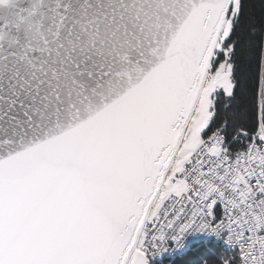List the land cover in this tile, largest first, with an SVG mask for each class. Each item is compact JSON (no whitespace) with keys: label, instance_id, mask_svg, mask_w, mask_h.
<instances>
[{"label":"water","instance_id":"water-1","mask_svg":"<svg viewBox=\"0 0 264 264\" xmlns=\"http://www.w3.org/2000/svg\"><path fill=\"white\" fill-rule=\"evenodd\" d=\"M238 0H0V264H127Z\"/></svg>","mask_w":264,"mask_h":264},{"label":"built area","instance_id":"built-area-1","mask_svg":"<svg viewBox=\"0 0 264 264\" xmlns=\"http://www.w3.org/2000/svg\"><path fill=\"white\" fill-rule=\"evenodd\" d=\"M139 231L144 264H172L194 243L211 242L225 264H264V126L228 138H199L159 192Z\"/></svg>","mask_w":264,"mask_h":264},{"label":"trees","instance_id":"trees-1","mask_svg":"<svg viewBox=\"0 0 264 264\" xmlns=\"http://www.w3.org/2000/svg\"><path fill=\"white\" fill-rule=\"evenodd\" d=\"M259 120L264 126V0H238L184 147L218 128L228 138L253 132ZM226 256L218 245L200 242L172 264H225Z\"/></svg>","mask_w":264,"mask_h":264},{"label":"rangeland","instance_id":"rangeland-1","mask_svg":"<svg viewBox=\"0 0 264 264\" xmlns=\"http://www.w3.org/2000/svg\"><path fill=\"white\" fill-rule=\"evenodd\" d=\"M234 9L230 12L231 13V16H230V18L232 17V15H233V13H234ZM229 21H230V19H229ZM226 33V32H225ZM225 35V34H224ZM223 38V37H222ZM221 41H222V39H221ZM221 41H220V43H221ZM215 57H216V53H215V56L213 57V60H212V62H211V66H210V68H209V72H208V75H207V78H206V80H205V84H204V87H203V90H204V88H205V86H206V84H207V82H208V80L211 78V76H212V64H213V62H214V60H215ZM202 94H203V91H202V93H201V96H202ZM201 98V97H200ZM198 104L199 103H197V105H196V111H197V107H198ZM196 114V113H195ZM194 118H195V116H194ZM193 118V119H194ZM193 122V121H192ZM192 124V123H191ZM191 124L187 127V129L190 131V128H191ZM188 135V132L186 131V133H185V136H184V138H183V141H181V144H180V146H179V148H178V150H177V152H176V154H175V156H174V159H173V162H172V165H171V167H170V169H169V171H168V173H167V177L165 178V182L163 183V189H164V186L166 185V183H167V181H168V179H169V177H170V175L172 174V173H174L175 171H178L179 169H180V167H181V164H182V159L185 157V155H186V153H187V151L188 150H190V149H192V147L190 148V147H188L187 145L184 147V142H186V136ZM191 137V136H190ZM198 138L196 139V142H195V144L198 142ZM186 147H188V148H186ZM162 188V187H161ZM161 190V189H160ZM158 199H160V197H157L156 198V200H155V203H154V205L157 203V201H158ZM153 205V206H154ZM130 262L128 261V263L129 264H143V262H142V260H141V258H140V256L136 253V251H134V253H133V255H131L130 256Z\"/></svg>","mask_w":264,"mask_h":264},{"label":"bare ground","instance_id":"bare-ground-1","mask_svg":"<svg viewBox=\"0 0 264 264\" xmlns=\"http://www.w3.org/2000/svg\"><path fill=\"white\" fill-rule=\"evenodd\" d=\"M181 144V143H180ZM180 144H179V146H180ZM179 146H178V148H179ZM178 148H177V150H178ZM177 150H176V152H177ZM167 175V174H166ZM167 176H165V178H166ZM164 182H165V180H164ZM163 182V183H164ZM162 187H163V184H162ZM155 200H156V198L153 200V202H152V204H151V206H150V209H149V211H151L152 210V208H153V205H154V203H155ZM159 200V199H158ZM135 246H134V248H133V250H132V252H131V255H133V253H134V251H135ZM129 262H130V260H129ZM127 264H129V263H127Z\"/></svg>","mask_w":264,"mask_h":264}]
</instances>
